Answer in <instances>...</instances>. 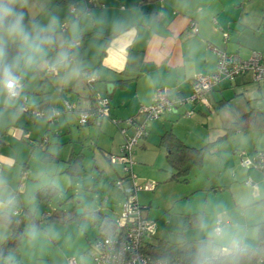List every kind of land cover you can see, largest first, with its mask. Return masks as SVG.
Here are the masks:
<instances>
[{
  "label": "crops",
  "instance_id": "0c3cea01",
  "mask_svg": "<svg viewBox=\"0 0 264 264\" xmlns=\"http://www.w3.org/2000/svg\"><path fill=\"white\" fill-rule=\"evenodd\" d=\"M25 2L33 21L23 26L33 32L38 14H32L31 4L28 0ZM34 2L40 4L43 11L48 8L46 0ZM59 2L66 8L57 22L66 28L60 41L66 47L65 54L60 55L59 50L53 56L54 60L42 59L37 67L30 66L29 61L24 64L22 59L18 66L13 59H9L7 66L19 78L22 95H27L32 107L51 113L69 100L77 103L79 109H86L95 104L94 94L97 93L109 96L111 115L100 123L92 122L84 127L79 126L78 111L63 113L56 119L34 117L21 111L22 96L12 98L6 90L0 89V213L5 210H19L22 213L25 208L31 209L25 204L22 207L17 205L19 200L24 201L23 195L28 193L27 189H35V182L43 178L49 180L47 184L56 185L57 176H70L65 172L68 161L82 151L85 157L84 147L88 139L95 148L94 168H99L97 147L109 162L108 154L119 153L124 142L120 130L121 126H127L124 120L129 117L141 119V107L154 103L160 92H167L171 97L189 96L195 75L216 69L219 59L217 49L237 52L243 58L250 57L254 51L264 56V0H96L97 5L92 7H89V0ZM73 6L76 11L72 10ZM194 25L199 28L197 33L191 31ZM51 31L48 28L46 33ZM30 39H35L34 34ZM15 42L20 44V55L26 43ZM10 43L13 42L0 40V48ZM70 47L73 59L69 57ZM6 58L2 54L0 62ZM51 66H56L57 71H51ZM86 73L98 74L99 79L89 85L85 79ZM50 75L54 78L51 79ZM45 99L46 103L41 104ZM209 99V105L186 103L179 107L177 113H165L156 119L154 131L158 133L157 136L161 137L165 131L172 130L184 143L196 147L217 140L226 133L232 122L250 110L264 114V81L253 80L251 73L241 75L234 81L223 80L209 94ZM191 108L195 112L191 116L185 115V111ZM113 118L121 120L120 126ZM40 121L42 124H39ZM152 131L153 123L139 147L146 146ZM128 132H133L131 126ZM233 134L236 139L229 138ZM231 135L224 138L234 140L231 141L232 147L225 151L233 150L232 155L228 156L231 161L235 162L237 156L241 157V150L246 151L249 158L264 151V130L261 128L237 130ZM21 142L31 148L29 155L28 146ZM36 144L45 145L40 158L44 169L37 177L34 176L32 164ZM46 153L59 154V161L44 159ZM217 153L219 151L213 148L207 158ZM223 158L225 160V154ZM109 163L116 172V179L123 175L122 164ZM242 168L245 169L240 171L241 175L249 174L246 183L252 186L251 200L240 201L234 188L235 182L231 181V190L240 208L238 219L229 218L226 210L221 211L229 220L226 228H222L224 223L219 218L217 231L224 241H229L225 237H232L237 241L236 245L247 246L246 243H258L256 224L264 220V204L258 203L264 197V166H252L246 170L247 167L242 165ZM251 177L256 178L258 183L253 182ZM37 187L34 192L36 198V191L42 188ZM249 206L252 207L249 209ZM148 208L145 206V209ZM224 232L227 234L224 235ZM223 247L230 246L223 244ZM211 251L210 254H214L221 249L218 251L214 245ZM23 263L27 264L26 261Z\"/></svg>",
  "mask_w": 264,
  "mask_h": 264
},
{
  "label": "rangeland",
  "instance_id": "374dc122",
  "mask_svg": "<svg viewBox=\"0 0 264 264\" xmlns=\"http://www.w3.org/2000/svg\"><path fill=\"white\" fill-rule=\"evenodd\" d=\"M59 1L46 0L47 3L45 4H48V8L43 11L40 4L34 2V0H28L29 4H31L32 14H38V22L34 26L33 32L26 30L27 28H24V30L30 36L34 34L35 39L24 40L19 35L10 34L7 30H0L1 41H25L26 43V46H23L24 51L22 50L20 55L14 54L9 57L13 59V63H17V66L18 62L22 59L25 61L24 64L27 63L26 61H29L30 66L35 65L37 67L42 59L46 61L48 59L54 60L53 56L59 50L60 55L65 54L66 47L64 42L60 41L65 34L64 30L66 28L65 26L58 25L57 22L64 15L66 8ZM90 20H92L91 17ZM48 28L52 30L50 33H46ZM30 41H32L31 44ZM0 50H2L5 58V55L7 56L5 48H0ZM36 60L39 61L36 62ZM39 72L42 73L40 69ZM49 77L51 79L54 78L52 75ZM152 123L153 131L150 140L143 148L137 146L134 153V171L138 175V181L143 185L148 182L156 184L153 189H143L138 193L141 204L149 206L145 210L146 216L156 223L155 233L153 236H150L151 242L156 243L159 240H166L174 243H186L204 236L211 241L206 249L209 253L214 245L218 251L222 249L223 244L235 246L237 241L234 238L230 237L228 239V237H225L226 240H229L226 242L222 236L218 235L217 231L219 218L224 223L222 228H226V223L229 220L226 219L227 216L225 218L222 215L221 211L226 210L229 218L238 219L240 208L236 204L231 190L232 183L230 182H235L234 188L240 201L241 199L245 202L251 200L252 196V189L250 188L252 186L246 183L249 174H240V171L245 169L242 168L240 158L237 156L235 162L230 160L228 156L232 155V149L225 153L227 149L232 147L231 141L236 139L233 138L235 134L229 137L233 139L228 141L227 139H223L215 145L214 149L219 151V154L217 153V155L213 157L209 156L208 158L206 156L208 159L206 166L194 168L188 182H165L172 172H174V169L168 161L169 153L164 147L159 145L160 137L154 131L156 120L152 121ZM39 124H42L41 121ZM51 136L54 137L53 133H51ZM91 142L90 139L86 140V146L84 147L86 173L82 177L77 178L57 176L55 182L56 186L60 188V193L49 204L40 203L39 199L34 195L35 189L38 188L37 186L43 187L47 185L49 180L46 178L35 182L37 183L36 188L27 189L28 193L23 195L24 201L19 200V204L16 203L19 207H22L23 204L29 206L32 211H36L39 219L47 211L52 212L56 208H60L65 211L67 217L71 218V220L61 222L43 219L40 225H33L29 219H26L24 222L25 237L23 238L24 241L22 240L21 253L20 251L11 252L8 256L2 258L0 264H12L10 260L15 258L23 259L27 264H68L69 258L72 256L77 257L80 264L92 262L90 258L93 252L92 242L101 230L98 224H94L93 213L90 211H100L101 214H109L119 221L125 194L124 189L118 187L115 183L116 172L109 163L110 161L108 162L106 156L98 147L96 148V153L99 168H94L93 150L95 148L93 149ZM21 143L28 146L24 142ZM14 144L16 145L15 142ZM36 145L34 156H32V164L35 169L34 176L37 177L44 169V164L40 158L44 154L45 145ZM28 150L29 155L31 152L29 146ZM137 153H140V155ZM223 154H225V160ZM247 169L249 168L247 167ZM251 180L258 183L254 177H251ZM128 185L129 183L126 184V186ZM250 207L252 206H249V209ZM79 208H83L84 211L79 213ZM200 211L204 213V222H197V217H192L191 221L193 223L187 225L186 216ZM230 220L232 222V219ZM231 229L233 230V228ZM9 232L10 229L6 225L1 224L0 242L4 240ZM226 234L224 232V235ZM246 245L256 246L257 244L251 245L246 243ZM261 249L264 255V247Z\"/></svg>",
  "mask_w": 264,
  "mask_h": 264
},
{
  "label": "built area",
  "instance_id": "2783aa9c",
  "mask_svg": "<svg viewBox=\"0 0 264 264\" xmlns=\"http://www.w3.org/2000/svg\"><path fill=\"white\" fill-rule=\"evenodd\" d=\"M93 5H97L96 0H89V7ZM72 10L76 11V7L73 6ZM191 31L197 33L198 26L194 25ZM72 51L70 47V59H73ZM217 53L219 59L216 69L210 73L196 74L192 80V93L189 96L171 97L167 92H160L154 103L141 107L140 113L143 115L141 119L129 117L124 120L127 126L120 127L124 142L119 153H109L108 157L111 162L122 164L123 176L119 177L115 183L124 189L126 197L118 221L119 227L115 233H101L92 242L91 264H191L179 258L171 260L154 258L145 251L146 241L155 233L156 223L146 216L145 206L140 203L138 193L143 189H153L155 183L148 182L143 185L138 181L139 178L134 171V153L140 142L148 136L152 121L162 117L165 113H177L179 107L186 103L209 105V94L221 81H234L246 73H251L255 81H264V56L261 52L254 51L248 58H243L237 52L221 49H217ZM50 70L56 72L57 67L51 66ZM85 79L89 85H92L99 79V75L89 74ZM9 96L12 98L22 96L21 110L34 117L48 116L50 119H56L63 113L78 111V123L81 127L92 122L100 123L111 115L109 96L97 93L94 94L95 104L90 108L79 109L77 103L65 100L61 107L54 108L51 113L38 107H32L28 103L27 95H22L21 85L15 96ZM194 112L195 110L191 108L187 109L184 114L191 116ZM113 121L120 126V119L113 118ZM130 126L133 128L132 133H128L127 130ZM240 156L243 166H264V152L262 151L258 152L254 158H249L246 156V151L241 150ZM1 166L0 162V168ZM127 183H129L128 186H126ZM15 213L18 211L16 210ZM218 230H221L220 220ZM68 264L80 263L77 257L72 256ZM200 264L206 263L201 262Z\"/></svg>",
  "mask_w": 264,
  "mask_h": 264
},
{
  "label": "trees",
  "instance_id": "16d2710c",
  "mask_svg": "<svg viewBox=\"0 0 264 264\" xmlns=\"http://www.w3.org/2000/svg\"><path fill=\"white\" fill-rule=\"evenodd\" d=\"M11 7L17 12L23 13V25L33 21L25 0H13ZM4 48L7 58L5 61L0 62V71L7 66V62L10 59L9 57L18 54L21 49L18 42L6 44L4 45ZM89 74L90 73H86L85 78ZM46 101L47 99L41 101V104L46 103ZM250 128H261L264 130L263 113L255 109L250 110L232 122L231 126L223 136L200 147L187 145L172 130L165 131L160 137L159 144L169 153L168 161L174 169V172H172L165 182H188L192 170L196 167L202 168L204 166L205 157L212 151L217 143L237 130H247ZM82 152L80 154L77 153L79 155H74L73 158L71 157L68 161L69 165L65 172L73 178L81 177L87 171L84 165V154ZM59 156V154L46 153L44 159L52 158L53 161H59ZM59 193L60 189L53 183L47 184L36 191L39 201L45 204H49V202ZM258 203L264 204V197L261 198ZM15 211L11 212L5 210L0 213V224H4L10 229V234L0 243V263L2 258L8 256L11 252L20 251L22 240L25 237L24 222L26 219H29L33 225H40L41 220L43 219L61 222H68L71 220V218L67 217L65 211L60 208H56L52 212L47 211L40 219L37 217L36 211H32L29 208H25L22 211V214L19 210H17L18 213H15ZM90 212L93 213L94 224L99 225L101 230L100 234L115 233L118 229L119 225L117 220L109 214H101L100 211ZM203 216L204 213L202 211L188 214L185 218L186 224L190 225L193 223L191 221L192 217H197V222L201 221L202 223L204 220ZM256 227L258 231V243L256 246H244L239 244L230 247H223L226 249L224 250L222 248L218 253L207 254L208 251L206 249L211 243L207 237L186 243H174L166 240H159L158 242L153 243L149 241V237L146 241L147 244L145 251L154 258L169 260L179 258L191 264H200L201 262L206 264H264V255L261 249L264 247V220L258 222ZM207 258H209V260ZM10 262L12 264H24L19 258L12 259Z\"/></svg>",
  "mask_w": 264,
  "mask_h": 264
},
{
  "label": "clouds",
  "instance_id": "9594fccd",
  "mask_svg": "<svg viewBox=\"0 0 264 264\" xmlns=\"http://www.w3.org/2000/svg\"><path fill=\"white\" fill-rule=\"evenodd\" d=\"M12 3L13 0H0V30H7L10 34L19 35L24 40H28L30 35L24 30L23 13L17 12L11 7ZM0 56H2V50H0ZM19 87V78L9 66H5L0 71V89L15 96Z\"/></svg>",
  "mask_w": 264,
  "mask_h": 264
},
{
  "label": "water",
  "instance_id": "95a60500",
  "mask_svg": "<svg viewBox=\"0 0 264 264\" xmlns=\"http://www.w3.org/2000/svg\"><path fill=\"white\" fill-rule=\"evenodd\" d=\"M83 211H84L83 208H79V209H78V212H79V213H81V212H83Z\"/></svg>",
  "mask_w": 264,
  "mask_h": 264
}]
</instances>
